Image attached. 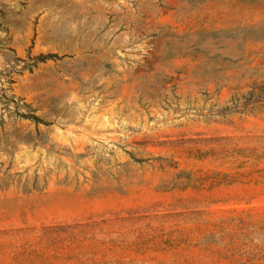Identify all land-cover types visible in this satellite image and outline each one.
<instances>
[{"label": "rangeland", "instance_id": "rangeland-1", "mask_svg": "<svg viewBox=\"0 0 264 264\" xmlns=\"http://www.w3.org/2000/svg\"><path fill=\"white\" fill-rule=\"evenodd\" d=\"M0 264H264V0H0Z\"/></svg>", "mask_w": 264, "mask_h": 264}, {"label": "trees", "instance_id": "trees-1", "mask_svg": "<svg viewBox=\"0 0 264 264\" xmlns=\"http://www.w3.org/2000/svg\"><path fill=\"white\" fill-rule=\"evenodd\" d=\"M53 58H58V56L55 55V54L47 55V56H40V57L37 58V61L44 62V61H46L48 59H53ZM21 116L24 117V118L33 119L36 122H41V123L47 124L46 122H44L43 120H41L39 117H37V116H35V115L31 114V113H29V114H21Z\"/></svg>", "mask_w": 264, "mask_h": 264}]
</instances>
